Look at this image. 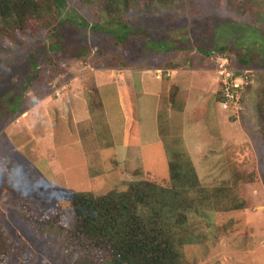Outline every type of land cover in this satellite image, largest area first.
Wrapping results in <instances>:
<instances>
[{"label":"rangeland","instance_id":"1","mask_svg":"<svg viewBox=\"0 0 264 264\" xmlns=\"http://www.w3.org/2000/svg\"><path fill=\"white\" fill-rule=\"evenodd\" d=\"M60 5L55 34L43 14L0 32V258L100 264L109 251L79 262L72 239L37 235L46 218L34 213L72 232V193L170 187L183 152L200 183L189 199L220 189L224 205L211 196L166 222L174 264H264V0H135L116 22L102 0ZM239 55L254 58L241 67ZM228 77L243 87L238 111L220 101Z\"/></svg>","mask_w":264,"mask_h":264},{"label":"trees","instance_id":"2","mask_svg":"<svg viewBox=\"0 0 264 264\" xmlns=\"http://www.w3.org/2000/svg\"><path fill=\"white\" fill-rule=\"evenodd\" d=\"M79 1L91 4L101 0ZM102 1L105 3L104 9L112 16L115 12L120 14V11H127L130 3L135 0ZM145 1L167 5L170 0ZM61 3L62 0H0V32L3 28L11 32L23 30L30 25L28 17L43 14L45 17L40 25L51 28L50 34H55L58 31L52 22L61 12ZM121 17L120 14L118 21H122ZM112 19L115 17L112 16ZM122 26L126 27L125 24ZM109 31L116 32V35L117 32L120 33L121 39L127 36V29ZM219 50L224 52L227 46H220ZM79 53L81 50L76 51L75 55ZM253 58L239 55L237 64L241 67L248 66ZM232 80L235 81L234 78ZM261 94L259 112L263 120L264 89ZM219 96L222 102V90ZM262 137L264 139V131ZM169 175L170 187L149 179H137L129 181L125 190H112L105 194L74 192L71 195V206L75 214L73 234L68 229L57 226V214L46 215L42 211H37L34 215L36 218H46V221L41 222L44 227L40 228L38 223L39 229L35 231L44 240H53L56 235L72 239L74 247L82 252L79 254V262L91 263L95 252L109 251V258L100 264H174L178 253L166 222L172 220L173 216L177 222H183L187 219L184 211L196 207L195 201L202 204L201 202L210 200L212 196L214 204L222 203L216 199L220 189H215L211 195L201 187L200 194L189 199V191L197 188L200 183L195 167L186 153L175 152V155L169 158ZM140 206L144 207L142 211ZM225 207L231 209L234 206ZM54 228L57 230L56 234ZM59 252L58 249L53 257L60 256ZM15 256L16 254L9 250L3 251L0 264H14ZM27 257L26 251L23 258Z\"/></svg>","mask_w":264,"mask_h":264},{"label":"built area","instance_id":"3","mask_svg":"<svg viewBox=\"0 0 264 264\" xmlns=\"http://www.w3.org/2000/svg\"><path fill=\"white\" fill-rule=\"evenodd\" d=\"M222 65L223 63L220 64V66ZM242 91L243 87L238 86L231 77L225 79L222 85V94L224 98L221 102L222 105L225 108H233L236 111L241 109L242 107L239 108V105L241 104Z\"/></svg>","mask_w":264,"mask_h":264},{"label":"crops","instance_id":"4","mask_svg":"<svg viewBox=\"0 0 264 264\" xmlns=\"http://www.w3.org/2000/svg\"><path fill=\"white\" fill-rule=\"evenodd\" d=\"M156 119H157V117H156Z\"/></svg>","mask_w":264,"mask_h":264}]
</instances>
